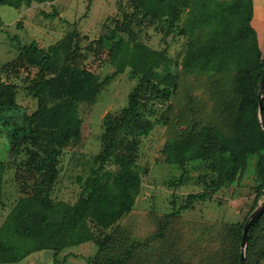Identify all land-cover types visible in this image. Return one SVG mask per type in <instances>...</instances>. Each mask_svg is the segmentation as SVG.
<instances>
[{"label": "rangeland", "instance_id": "374dc122", "mask_svg": "<svg viewBox=\"0 0 264 264\" xmlns=\"http://www.w3.org/2000/svg\"><path fill=\"white\" fill-rule=\"evenodd\" d=\"M256 4L254 0L252 25L264 50V15L258 24ZM133 7L132 0L34 1L31 6L20 8L0 5V82L17 85V106L0 108V160L6 163L0 230L20 198L36 190L35 181L40 178L37 165L45 156V138L34 137L25 119L39 106L38 97L28 88L37 81L39 70H5V64L19 55L20 45L35 40L48 49L55 44L54 70L58 71L65 65L69 52L59 42L68 32L77 30L81 39L75 64L90 69L102 80L116 70L117 61L109 50L96 53L88 46L117 27L118 35L131 45L140 41L165 54L159 71L180 76L179 88L170 94L157 92L153 86L145 90L133 119L150 121L149 127L132 123L117 130V145L106 168L115 174L119 169L115 155L132 153L143 186L134 208L112 227L105 229L93 220L88 221L95 239L108 240L105 250L99 251L95 241H87L65 247L57 254L54 249H42L21 260L0 264H92L89 260L94 257V264H111L107 260L123 257H127L125 264H234L240 244L231 226L243 223L251 213L261 182L259 169L261 162L264 164V150L249 155L246 168H241L233 181L219 187V172L209 160L197 159L184 166L169 164L163 161L161 150L167 140L204 125L215 124L225 134H232L239 104L236 75L184 66L189 41V35L184 33L190 16L188 7L183 6L156 23L136 17L122 26L124 16ZM140 78V73L128 67L102 87L94 100L83 98L86 101L79 110L81 141L63 148L57 162L50 166L55 177L47 189L54 201L74 204L84 194L85 178L99 166L96 157L108 143L107 130L120 123ZM56 102L49 98L44 104L51 107ZM15 139L21 144L16 163L10 156ZM204 191L212 192L211 197L196 201L190 208L183 207L189 194ZM159 231L161 234L153 236ZM138 242L145 244L133 247ZM251 260L264 264V219L253 236Z\"/></svg>", "mask_w": 264, "mask_h": 264}, {"label": "trees", "instance_id": "16d2710c", "mask_svg": "<svg viewBox=\"0 0 264 264\" xmlns=\"http://www.w3.org/2000/svg\"><path fill=\"white\" fill-rule=\"evenodd\" d=\"M34 1L44 3L54 0H0V5L9 4L20 8L22 5L31 6ZM132 2L133 11L126 13L122 26L136 17L156 23L170 14L177 13L183 6L188 7L190 16L185 22L184 33L189 35V41L183 58L184 66L202 71L232 72L236 75L235 90L239 96V104L233 120V133L227 135L215 124L204 125L184 136L167 140L161 150L163 161L169 164L184 166L197 159L209 160L210 165L219 172L216 187L233 181L238 171L246 168L248 156L264 150V129L259 118V83L264 73V50L252 25L254 0ZM2 25L0 17V29ZM116 30L113 29L100 39L92 40L88 46L96 50V53L109 50V55L117 61L116 70L102 80L90 69L75 64L78 56L76 47L81 39L77 30L68 32L59 42L60 45L66 46L69 52L65 65L58 71L54 70L53 50L56 45L45 49L35 40L20 45L19 55L5 64L6 71L15 73L28 67L39 70L37 81L28 87L30 92L38 97L39 106L33 114L26 115L25 119L32 127L34 137L45 138V156L37 165L40 178L35 181L36 190L20 198L11 212L9 221L0 230V262L21 260L42 249H54L57 254L65 247L87 241H95L99 251L105 250L108 240L95 239L88 221L93 220L107 229L134 208L137 196L142 190L143 177L135 165L133 154L115 155V162L119 165L115 174L106 168L117 145V130L132 123L144 128L149 127L150 121L133 119L138 114L145 90L153 86L157 88V92L170 94L174 88H179L180 76L164 74L158 70L166 60L163 52L140 41L131 45L122 39ZM128 67L141 74L140 82L130 95L129 104L123 110L120 123L112 124L108 128V143L96 157L99 166H95L85 178L84 194L74 204L54 201L47 189L55 177L50 166L57 162L63 148L81 141L82 119L79 110L81 103L86 101L83 98L94 100L102 87L125 72ZM49 98L58 102L49 107L44 104ZM15 106L17 85L1 81L0 108ZM20 151V141L13 140L10 148L12 162L16 163ZM5 171L6 163L0 160V201L3 197ZM259 173L261 182L258 184L250 212L264 199L262 162ZM211 195L210 191L191 193L183 207L190 208L196 201L206 200ZM262 219L264 214L249 231V264H256L251 260L253 236ZM245 222L246 220L231 226V232L238 235L240 244L234 264H241V242ZM159 234L161 231L153 236ZM143 244L145 242H138L133 247ZM126 260L127 257L107 261L111 264H125ZM89 261L94 264L96 257L90 258Z\"/></svg>", "mask_w": 264, "mask_h": 264}, {"label": "water", "instance_id": "95a60500", "mask_svg": "<svg viewBox=\"0 0 264 264\" xmlns=\"http://www.w3.org/2000/svg\"><path fill=\"white\" fill-rule=\"evenodd\" d=\"M264 73L262 79L259 83V118L264 129ZM264 214V199L260 202V204L250 213L249 217L247 218L244 227H243V234H242V242H241V257L240 261L241 264H249L247 260V250L249 245V231L251 227L261 218Z\"/></svg>", "mask_w": 264, "mask_h": 264}, {"label": "bare ground", "instance_id": "6f19581e", "mask_svg": "<svg viewBox=\"0 0 264 264\" xmlns=\"http://www.w3.org/2000/svg\"><path fill=\"white\" fill-rule=\"evenodd\" d=\"M257 1V15H256V18L258 20V24L261 23L262 21V17H263V13H264V10H263V7H264V0H256Z\"/></svg>", "mask_w": 264, "mask_h": 264}]
</instances>
